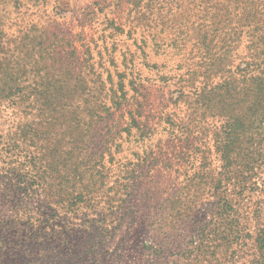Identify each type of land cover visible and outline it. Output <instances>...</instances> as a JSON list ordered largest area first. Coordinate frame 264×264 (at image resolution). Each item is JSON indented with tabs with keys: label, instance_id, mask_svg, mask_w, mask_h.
Returning a JSON list of instances; mask_svg holds the SVG:
<instances>
[{
	"label": "rangeland",
	"instance_id": "1",
	"mask_svg": "<svg viewBox=\"0 0 264 264\" xmlns=\"http://www.w3.org/2000/svg\"><path fill=\"white\" fill-rule=\"evenodd\" d=\"M95 8L98 22L85 25V13ZM131 9L126 0H0V264H42L49 252L55 264H264L257 242L264 229V124L252 128L253 137L240 138L237 168L216 189L204 176L223 169L213 140L215 131L225 132L219 118L190 125V137L170 136L158 123L163 112L186 115L189 122L185 109L171 102L187 52L169 48L161 55L150 42L147 58L163 65L158 73L143 64L133 38L106 31L118 44L119 70L123 52L136 51L134 70L146 86L129 95L143 102V129L150 136L136 128L122 132L128 121H121L122 112L109 121L95 117L93 124L81 112L84 120L76 125L75 88L53 107L8 95L13 80L24 75L22 39L13 40L20 31L56 20L83 39L76 44L82 57L81 43L99 37L108 16L120 20ZM201 11H177L178 23L189 16L198 21ZM54 87L39 90L54 95ZM204 156L211 158L208 168ZM215 202L232 206L222 225L211 213Z\"/></svg>",
	"mask_w": 264,
	"mask_h": 264
},
{
	"label": "trees",
	"instance_id": "2",
	"mask_svg": "<svg viewBox=\"0 0 264 264\" xmlns=\"http://www.w3.org/2000/svg\"><path fill=\"white\" fill-rule=\"evenodd\" d=\"M126 2L135 12H128L119 17L120 20L108 16L99 37L93 36L88 42L81 43L86 48L82 57L76 45L82 38L73 35L71 30L63 29L56 20L47 19L43 25L33 22L30 28L20 31L13 40L17 42V38L22 39L21 69L24 75L22 80H13L14 84L8 87V95L18 93L29 100L53 107L60 95L68 94L75 88L71 105H74L72 108L76 114L73 120L76 125L84 120L81 112L90 116L91 124L95 117L102 122L109 121L115 113L122 112L121 121L128 120L122 132L131 135L136 128L145 136H150L152 133L143 129L147 126L141 119L143 102L139 103L135 92L129 95L132 90L138 92L139 88L146 86L134 70L136 51L132 52L129 48L123 52L124 70H119L116 57L118 44L108 40L106 31L110 34H127L133 38L137 48L144 54L143 64L158 73L163 65L150 62L147 58L146 47H149L150 42L161 55L168 56L169 48L178 54L187 52L185 70L181 67L184 72L179 79L178 95L171 97V102L185 109L189 122L186 121V115L163 112L158 123L167 125L165 128L168 134L170 130V136L190 137V125L201 123L202 120L207 123L210 117L219 118L225 132L215 131L213 140L224 162L223 169L218 173L220 176H211V171L204 176L207 185L219 187L223 175H230L231 178L237 168L233 164L237 162V153L243 151L240 138L245 135L253 137L252 128L264 124V0ZM96 8L85 13V25L94 26L98 22ZM198 8L202 9L198 21L189 16L187 21L178 23L182 12L177 11L188 9L193 12ZM57 9V14L61 16L66 12L63 6ZM177 23L181 29L175 33L173 29ZM184 25L187 27L184 28ZM190 41L193 43L190 44ZM108 62L116 68V75L108 68ZM42 69L45 73H42ZM46 75L49 77L45 79ZM161 78L167 83L169 75L162 73ZM51 83L55 84L56 94L39 90L41 86ZM208 152L212 153L210 148ZM204 157L208 168L212 164L211 158ZM249 165L251 169L255 168L254 161ZM230 208V204L215 202L211 209L215 224L222 225L227 216L225 210L229 212L232 210ZM257 242L263 252L264 229L259 230ZM42 259V264L56 263L55 256L50 252L43 254Z\"/></svg>",
	"mask_w": 264,
	"mask_h": 264
}]
</instances>
